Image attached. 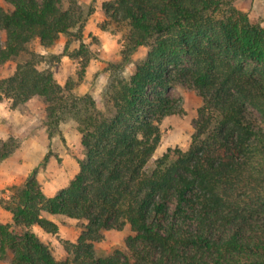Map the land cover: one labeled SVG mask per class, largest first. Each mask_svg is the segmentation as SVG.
Here are the masks:
<instances>
[{
	"label": "trees",
	"instance_id": "trees-1",
	"mask_svg": "<svg viewBox=\"0 0 264 264\" xmlns=\"http://www.w3.org/2000/svg\"><path fill=\"white\" fill-rule=\"evenodd\" d=\"M2 1L0 67L29 57L0 78V99L12 108L33 97L45 102L41 165L66 118L76 123L84 157L57 194L43 192L35 167L3 202L11 216L0 223V262L264 264V26L234 0H110L104 12L128 27L126 58L149 49L127 78L109 79L98 103L73 93L69 81L59 84L38 67L42 55L28 50L35 38L50 47L80 23L76 0ZM174 82L199 92L194 131L186 150L167 148L149 171L160 121L184 112L169 92ZM18 147L14 136L0 138V163ZM50 216L85 220L61 260L31 229L56 234ZM126 225L123 248L96 257L104 231Z\"/></svg>",
	"mask_w": 264,
	"mask_h": 264
},
{
	"label": "rangeland",
	"instance_id": "rangeland-1",
	"mask_svg": "<svg viewBox=\"0 0 264 264\" xmlns=\"http://www.w3.org/2000/svg\"><path fill=\"white\" fill-rule=\"evenodd\" d=\"M108 1L110 0H76L82 16L76 27L68 33L60 34L50 47L42 46L37 38L28 45L29 51L42 55L38 58L39 68L50 69L59 84L64 85L69 81L73 93L90 94L98 103H101L109 79L115 74L127 78L134 66L145 59L149 49L148 46H140L126 58L123 51L128 27L108 18L103 9ZM236 2L242 3V0H234L235 6ZM260 3L264 4V0ZM0 5L7 8L2 0ZM257 19L264 21V16H254L250 21L260 24L261 21ZM28 57V52H23L7 66L0 67V78L9 75L16 62ZM83 62L85 67L81 68ZM169 92L181 100L184 112L165 116L160 121L161 140L147 164L149 171L153 168L155 159L167 148H188L197 108L201 104L198 90L187 84L174 82ZM44 116L45 102L40 97L31 98L23 108H12L9 99H0V138L6 139L12 135L19 142L16 151L0 163V223L9 221L11 216L3 207V202L10 198L14 189L21 185L33 168H38L36 177L47 196L57 194L79 171L78 160L84 157V149L76 123L71 118L60 122L59 134L54 135L50 143L52 155L45 165L40 164L47 152L45 145L38 141V125ZM51 220L58 225L56 234H48L37 225L31 229L48 245L54 257L61 260L66 255L64 242L76 241L85 220L63 216H51ZM129 234L131 231L128 225L122 230L104 231L103 238L94 243L96 257H105L117 248L122 249ZM0 264H9V261L6 259Z\"/></svg>",
	"mask_w": 264,
	"mask_h": 264
},
{
	"label": "crops",
	"instance_id": "crops-1",
	"mask_svg": "<svg viewBox=\"0 0 264 264\" xmlns=\"http://www.w3.org/2000/svg\"><path fill=\"white\" fill-rule=\"evenodd\" d=\"M260 1L262 0H242V3L236 2V6H238L239 9L247 12L249 19L251 20L252 18H254V16L259 18L260 14L261 16H264V4L260 3ZM257 20H260V19H257ZM260 21H261L260 25L263 26L264 21L263 20H260Z\"/></svg>",
	"mask_w": 264,
	"mask_h": 264
}]
</instances>
